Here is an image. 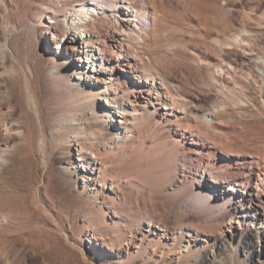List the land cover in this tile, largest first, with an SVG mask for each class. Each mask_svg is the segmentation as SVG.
Returning <instances> with one entry per match:
<instances>
[{
	"label": "rangeland",
	"instance_id": "obj_1",
	"mask_svg": "<svg viewBox=\"0 0 264 264\" xmlns=\"http://www.w3.org/2000/svg\"><path fill=\"white\" fill-rule=\"evenodd\" d=\"M87 1L97 0H0V264H212L215 224L210 228L194 209H179L173 201L189 187L196 168L169 148V130L155 126L158 114L141 111V119L127 122L125 130L120 124L124 115L104 97L92 104L75 102L79 95L108 87L122 73L102 70L104 39L88 47L65 23L77 19L68 7ZM146 1L166 22L159 23L156 45L150 42L144 52L135 49L133 37L124 41L133 62L148 72V62H154L176 81L187 101L180 112L209 138L210 146L243 145L261 156L264 89L248 73L256 76L253 58L264 54V24L258 22L264 0ZM191 2L202 3L193 7L194 22L187 12ZM48 7L56 11V29L42 16ZM104 7L99 4L95 15L105 22H94L91 33L112 30L114 18L120 20L112 13L105 17ZM245 15H252L248 24ZM215 20L221 24L213 31L224 38L243 25L252 29L254 53H210L214 34H206V26ZM185 47L206 53L211 66H198ZM54 59L58 69L51 71ZM221 60L238 67L236 77L223 86H206ZM25 81L36 96L40 120L22 99ZM214 102L227 105L226 110L207 124L203 117L211 114ZM124 105L131 114L132 106ZM160 111L165 112L161 106ZM102 116H110L107 124L99 120ZM187 229L194 236L188 237ZM251 240L258 242L255 235ZM240 247L238 264H247L249 248ZM253 251L259 258L263 248ZM217 261L236 264L230 257Z\"/></svg>",
	"mask_w": 264,
	"mask_h": 264
},
{
	"label": "bare ground",
	"instance_id": "obj_2",
	"mask_svg": "<svg viewBox=\"0 0 264 264\" xmlns=\"http://www.w3.org/2000/svg\"><path fill=\"white\" fill-rule=\"evenodd\" d=\"M99 4L105 6L103 8L106 11L104 13L105 17L110 16L108 13H112L111 16L115 14L120 20L114 18L116 26L112 30H98V33H91L94 22H105V19L99 20L95 15ZM196 4L202 5V3L191 2V6L187 8L188 16L193 22L196 20L192 15L193 7ZM2 5L5 4L2 3ZM67 11L70 15L77 16V19L72 22L65 21L67 27L75 29L84 44L90 47L89 45L93 41L99 42L104 39L102 42L103 48L101 49L103 54L102 70L111 68L122 72L113 82L109 83L108 87L97 88L84 96L79 95L75 102L88 101L92 104L95 98L104 97L107 104L118 107V112L124 115L120 124L122 128L125 127V130H127V122L135 123L141 119V111L144 112V115L151 116L152 111L154 115L158 114L159 118L155 122V126L158 129L166 128L169 130L171 134L169 148L175 150L183 161H189L196 168L195 178L193 177L190 180L189 187L183 195L173 198V201L179 209H194L201 221L209 225L210 228L211 225L215 224L216 229L214 231H217L218 237L214 239L216 246L211 254L212 264H218L219 261L217 260L223 257H230L238 264L241 252L240 244L246 250L249 248L246 256L248 259L247 264H264V153L261 156H256L251 152V149L249 151L243 145L237 147L233 144L221 143V149L219 150L210 146L209 138L203 135L187 119L186 113L180 112L185 108L187 101L180 96L176 81L168 75L162 74L154 62H148L150 72L147 71L148 69H141L138 66L140 62L135 60L133 62L131 59L132 49L124 45V41H128L129 37L134 38L137 45L135 49L141 52L147 50L150 42L156 45L159 23L161 21L166 22V17L159 15L157 8L148 4L146 0L87 1L79 3L75 7H68ZM55 12L50 7L47 11L43 10L42 12V16L48 17L54 24V26H48L49 28L56 29V25L59 24L58 17L53 15ZM245 17L247 24L250 23L252 15H245ZM258 20L261 25L264 24V16H261ZM220 24L219 20H215L211 28L206 26V34H214L207 49L210 53L222 55L226 53L224 49H228L234 55L241 52L238 55L242 57L254 53L252 29L247 25H243L224 38L213 31L214 26L220 27ZM131 26L133 30L129 29ZM65 29L63 26V30ZM50 34L53 37L58 36L56 32H50ZM56 48L60 49L62 47ZM70 48V46L64 47L67 55H69ZM183 49L198 66H202L204 69L211 66L209 58L204 56L206 53L191 50L188 47ZM253 60L255 61L254 71H256V76L252 73L248 74L251 76V80L254 79L256 83H259L260 89L263 90L264 54H258ZM57 61L58 59L53 60L51 71L58 69ZM78 62V67H82L81 58H78ZM63 66L64 70L68 69L67 61L64 62ZM237 69L238 67L233 63L221 60L214 67L213 73L207 76L204 84L206 86H217L219 84L223 86L224 83L229 81L228 78H232L237 73ZM71 77L66 80L68 83L67 88L70 90L74 89L69 84ZM255 82H252V84ZM20 93L25 105L35 112L38 120H40L36 96L32 92L28 81L23 82ZM139 98L145 99L144 102L139 101ZM125 102L132 106L131 114H126ZM220 102H214L211 114L203 117L207 124L214 122L218 114L226 110L224 109L225 104ZM160 106L161 110L163 109L165 112L160 111ZM112 110H114L113 107L109 109V114H112ZM109 117L102 116L99 120L107 124ZM12 130L14 129L11 128L10 131ZM41 144L46 149L44 139L41 140ZM89 166L90 163H88ZM206 176H210L211 183L208 182ZM101 178H104V174H101ZM234 223H237L239 227H236ZM185 231L183 229L182 238H185ZM202 233L205 234V232ZM254 235L257 237V243L251 240ZM187 236L194 235L188 231ZM197 236L199 235L197 234ZM256 246L263 248V253L259 254V258L256 257L255 251H253Z\"/></svg>",
	"mask_w": 264,
	"mask_h": 264
}]
</instances>
